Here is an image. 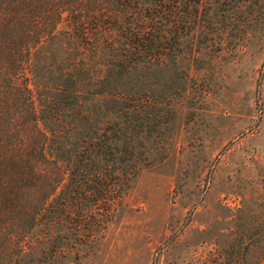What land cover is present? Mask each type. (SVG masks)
<instances>
[{
	"label": "trees",
	"instance_id": "obj_1",
	"mask_svg": "<svg viewBox=\"0 0 264 264\" xmlns=\"http://www.w3.org/2000/svg\"><path fill=\"white\" fill-rule=\"evenodd\" d=\"M225 2L0 0V264L79 260L105 235L161 142L152 79L198 56ZM262 227L226 264H264Z\"/></svg>",
	"mask_w": 264,
	"mask_h": 264
},
{
	"label": "rangeland",
	"instance_id": "obj_2",
	"mask_svg": "<svg viewBox=\"0 0 264 264\" xmlns=\"http://www.w3.org/2000/svg\"><path fill=\"white\" fill-rule=\"evenodd\" d=\"M209 21L198 56L152 79L163 104L161 142H144L149 163L123 195L105 235L84 246L79 260L70 253L56 264H226L221 247L229 254L228 245L237 243L235 256L242 257L248 238L259 236L264 0L214 3Z\"/></svg>",
	"mask_w": 264,
	"mask_h": 264
}]
</instances>
